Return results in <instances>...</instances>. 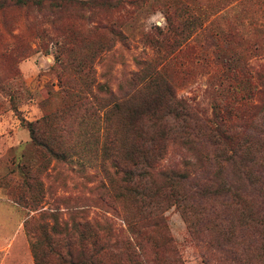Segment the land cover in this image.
Segmentation results:
<instances>
[{
	"label": "trees",
	"instance_id": "trees-1",
	"mask_svg": "<svg viewBox=\"0 0 264 264\" xmlns=\"http://www.w3.org/2000/svg\"><path fill=\"white\" fill-rule=\"evenodd\" d=\"M66 1L72 2L0 0V8L35 6L54 12ZM137 1L72 3L91 10ZM103 28L106 42L71 64L78 83H70L64 75L69 65L55 54L49 68L58 69V89L46 92L40 117L22 122L37 165L8 191L14 202L35 210L45 190L37 175L51 161L95 163L101 174L100 200L120 211L126 234L118 240L106 217L100 226L96 219L61 221L48 213L50 224L29 222L35 226L30 245L34 264L44 263L47 255L53 264H180L162 217L170 206L191 236L215 252L217 264H264V90L253 117L235 129L215 109L206 118L176 96L161 67L139 62L125 84L113 90L97 80L91 59L110 46L109 39L123 36L111 25L86 30L96 35ZM172 146L186 151L187 158L179 167L160 166ZM35 186L41 191L36 195ZM60 187L67 189L65 182Z\"/></svg>",
	"mask_w": 264,
	"mask_h": 264
},
{
	"label": "rangeland",
	"instance_id": "rangeland-1",
	"mask_svg": "<svg viewBox=\"0 0 264 264\" xmlns=\"http://www.w3.org/2000/svg\"><path fill=\"white\" fill-rule=\"evenodd\" d=\"M72 2L54 12L35 6L0 8V264H34L35 226L29 222L50 224L48 213L61 221L96 219L100 226L106 217L118 240L126 234L120 211L100 200L95 163L72 158L51 161L45 173L38 170L45 190L35 210L14 202L8 191L37 165L22 122L40 117L46 92L58 89V69L49 68L55 54L69 65L64 75L70 83H78L71 64L108 38L106 28L96 35L87 28L111 25L122 33L120 41L109 39L110 46L91 59L97 80L113 90L125 84L139 62L161 67L176 96L203 117L210 118L215 109L232 129L253 117L263 96L264 0H138L91 10ZM187 156L172 146L159 165L179 167ZM32 191L41 192L38 186ZM13 194L19 192L13 189ZM42 211L46 214L39 218ZM162 217L180 264H217L215 252L191 236L173 206ZM45 260L41 264H53L49 255Z\"/></svg>",
	"mask_w": 264,
	"mask_h": 264
}]
</instances>
